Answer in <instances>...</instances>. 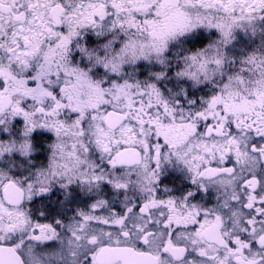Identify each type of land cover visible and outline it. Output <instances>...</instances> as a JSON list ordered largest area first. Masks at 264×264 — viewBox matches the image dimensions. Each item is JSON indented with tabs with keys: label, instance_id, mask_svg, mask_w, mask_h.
Wrapping results in <instances>:
<instances>
[{
	"label": "snow or ice",
	"instance_id": "1",
	"mask_svg": "<svg viewBox=\"0 0 264 264\" xmlns=\"http://www.w3.org/2000/svg\"><path fill=\"white\" fill-rule=\"evenodd\" d=\"M168 3L196 19L140 79L136 67L89 66L80 45L143 35L159 0H0V264H264V56L228 72L224 54L233 28L264 26V0ZM200 27L219 38L173 53ZM21 131L35 149L24 163L4 146ZM42 132L55 139L35 166ZM170 164L193 189L162 194ZM77 189L92 198L86 210L33 218L28 204Z\"/></svg>",
	"mask_w": 264,
	"mask_h": 264
},
{
	"label": "rangeland",
	"instance_id": "2",
	"mask_svg": "<svg viewBox=\"0 0 264 264\" xmlns=\"http://www.w3.org/2000/svg\"><path fill=\"white\" fill-rule=\"evenodd\" d=\"M159 5L158 15L155 16L154 22L148 26L143 35H110L103 40V43L93 45H87L86 41H81L80 46L86 47L88 52L92 53L90 59L87 56L83 57L85 63L89 66L95 65L100 69H103L104 65L107 64L109 72L112 71V66L116 65L118 75L132 71L136 67L138 69L136 74L140 79L147 76L150 70L159 71L160 61L165 59L166 46H170L180 39L181 28L187 20L194 21L196 19V15L191 10H185V15L181 17L171 8L165 6L162 0H159ZM221 23H230V21L225 19ZM161 30H166L169 33L163 39L158 36ZM195 34L201 37L198 42L192 43L183 40L181 45L172 50L173 53L179 50L183 55L185 54L184 50L195 51L198 48H203L210 40L219 38V33L215 29L200 27L195 30ZM232 36L231 42L224 48L226 71H236L241 63L246 65L249 57L264 56V26H256L255 34L252 33L250 27L247 29L244 26L233 28ZM87 37H91L94 41L102 39L91 30L85 32V38ZM104 45H108V47ZM76 67L79 71H83V80L88 81L93 86H98L91 73L79 65ZM174 70L175 65H173V75L170 77L173 81L176 80ZM165 84L169 88L172 87L171 84H167V81ZM199 87L204 88V92H207L211 85L207 88L203 85ZM193 91H197V89L193 88ZM204 92H197V96L193 99L203 96Z\"/></svg>",
	"mask_w": 264,
	"mask_h": 264
},
{
	"label": "flooded vegetation",
	"instance_id": "3",
	"mask_svg": "<svg viewBox=\"0 0 264 264\" xmlns=\"http://www.w3.org/2000/svg\"><path fill=\"white\" fill-rule=\"evenodd\" d=\"M11 119V117H9ZM22 123V122H21ZM23 129V125H21ZM55 139L54 134L51 132H42L36 140V147L38 151L32 157V163L35 166L47 163V145L53 143ZM34 141L31 140L30 135H24L21 131L19 138L11 137L4 142V146L9 149L11 153L16 154L18 163H24V160L32 155L35 149L32 147ZM161 191L164 188L170 190L171 195H181L182 191L193 189L194 186L191 184V180L186 171L180 170L175 164L165 165L164 171L161 175ZM79 192V196L75 199L65 201L62 194L57 192L50 198L44 200H37L35 205L28 204L32 216L39 222H49L51 220L67 219L77 214L79 210H86L92 203V198L87 194ZM163 194V191H162ZM204 196L205 201L212 199V195L201 193ZM75 195V194H74ZM59 201V203H58ZM43 213V215H41ZM50 247L52 245H49Z\"/></svg>",
	"mask_w": 264,
	"mask_h": 264
},
{
	"label": "water",
	"instance_id": "4",
	"mask_svg": "<svg viewBox=\"0 0 264 264\" xmlns=\"http://www.w3.org/2000/svg\"><path fill=\"white\" fill-rule=\"evenodd\" d=\"M162 1H163V4H164L165 6H168V7L170 8L169 3H168V0H162Z\"/></svg>",
	"mask_w": 264,
	"mask_h": 264
}]
</instances>
